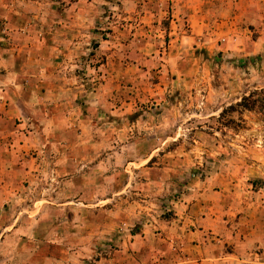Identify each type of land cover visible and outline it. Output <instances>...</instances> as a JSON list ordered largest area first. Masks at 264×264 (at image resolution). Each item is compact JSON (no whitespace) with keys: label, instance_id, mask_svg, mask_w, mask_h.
<instances>
[{"label":"rangeland","instance_id":"1","mask_svg":"<svg viewBox=\"0 0 264 264\" xmlns=\"http://www.w3.org/2000/svg\"><path fill=\"white\" fill-rule=\"evenodd\" d=\"M2 1L9 5L0 8V26L8 14L15 21L23 17L29 41L40 43L37 55L82 53L76 73L63 64L71 80L65 85L82 82L92 98L68 90L61 104L50 106L54 123L43 113L29 122L26 158L32 163L14 173V185L0 187V264H115L116 258L135 257L127 236L172 216L162 206L178 194L176 178L164 172L167 164L180 171L184 158L183 179L219 171L240 177L244 170L235 155L250 148L244 158L260 165L247 157H256L258 146L264 156V109L219 118L242 96L264 88V41L254 55L222 51L237 12L231 0H205L212 4L195 43L186 38L184 13L169 30V7L156 12L153 0H23L24 11L17 0ZM252 1L258 3L246 11L241 29L251 38L258 32L264 37V0ZM117 64L118 87L102 89L105 72L108 85L115 81ZM89 105L91 136L84 131L78 138L83 128L75 126V109ZM245 131H251L248 139L234 141L233 134ZM153 146L157 150L147 153ZM262 166L244 172L255 189L264 183V161ZM247 183L243 190L250 193Z\"/></svg>","mask_w":264,"mask_h":264},{"label":"crops","instance_id":"2","mask_svg":"<svg viewBox=\"0 0 264 264\" xmlns=\"http://www.w3.org/2000/svg\"><path fill=\"white\" fill-rule=\"evenodd\" d=\"M231 1L232 8L237 12L231 18V25L234 26L231 36L223 38L222 51L230 52L232 56H241V53L247 56L257 54L260 49L263 50V33L258 32V36L251 38L241 29V24L245 22L249 8L258 1L254 3L252 0ZM7 3L0 0V8L9 5ZM152 3L156 12H159L164 4L169 7L171 17L169 30L172 28L171 25L177 24L179 12L184 13L189 27L186 38L194 43L200 40L198 37L206 26L205 12L212 3L205 0H153ZM16 4L21 11H24V8L20 5L27 6L23 0H17ZM261 6L259 3L257 10H261ZM172 10L176 12L175 15L172 14ZM148 15L149 18H154L156 13ZM13 17L12 14H8L5 26H0V187L14 185V173H24V167L32 161L26 158L32 135V132L28 131L29 122L40 121L43 113L44 117H50L54 123L55 117L49 114L50 106L54 105L55 100L61 104L60 99L67 95L68 90L73 92L75 89L76 93L83 92L85 99L92 98V93L88 94L82 82L77 83L78 85L72 89L65 85L71 80L67 79L63 64L76 73L78 70L76 61L82 53H78V56L73 49L67 51L56 49L54 58L52 51L48 55H37L35 50L40 47V43L37 39L29 41L28 35L31 30H26L27 23H24L23 17L20 16L19 21H15ZM171 34L173 33L168 32L167 36ZM66 59L69 61L67 64ZM120 70V74H124L123 66ZM114 72L111 74L116 79L109 85V74L105 72L102 89L110 87L113 90L118 87L120 78L118 64ZM171 72L170 74H173L174 71ZM158 89L166 91L167 85ZM99 103L105 104L103 97ZM91 110L92 105L75 109L77 115L73 120L78 119L75 126L78 129L83 128L78 138H81L84 131L88 132V138L91 136V119L86 116ZM245 132L246 135L233 134L234 141L239 137L251 136L249 134L251 131ZM87 136H84V139L87 140ZM256 148H258L255 152L256 157L247 158L260 162V165L244 158L248 153H252L250 148L242 151L239 147L241 152L235 155V163L244 172H248L253 166L258 167V170L263 169V152L259 150V146ZM178 149L182 150V146ZM155 150L157 147L153 146L147 153ZM184 162L183 158L180 161V171L174 169L173 165L171 169L168 168L170 164L164 168V172H170V176L177 180L173 190L175 189L178 194L164 201L162 205L171 212L170 219L164 222L156 221L155 225L148 224L140 228L138 233L128 235L127 244L129 248H133L132 254L136 258L119 257L115 259V264H264V183L255 189L251 183H247L248 179L244 172L240 177H230L219 171L208 173L201 178L183 179L182 176H185L183 172L185 174L187 168ZM201 164L202 161L197 163L198 166ZM153 165L154 163L149 169L154 170ZM243 182L248 184L250 193L246 189L243 190ZM3 194L0 193V201L4 200ZM146 249L149 251L146 252ZM175 251L178 252V256L173 255ZM161 252L166 254L163 255ZM109 263L107 261L104 264Z\"/></svg>","mask_w":264,"mask_h":264},{"label":"trees","instance_id":"3","mask_svg":"<svg viewBox=\"0 0 264 264\" xmlns=\"http://www.w3.org/2000/svg\"><path fill=\"white\" fill-rule=\"evenodd\" d=\"M263 104L264 88L253 90L246 96H242L234 105H230L226 109H223L219 114V118L223 117L227 113H241L243 111L256 112L257 109H264ZM228 122L232 123L231 119H229Z\"/></svg>","mask_w":264,"mask_h":264}]
</instances>
